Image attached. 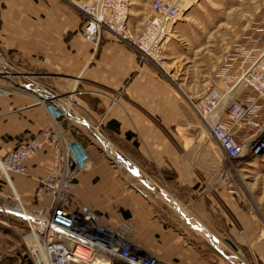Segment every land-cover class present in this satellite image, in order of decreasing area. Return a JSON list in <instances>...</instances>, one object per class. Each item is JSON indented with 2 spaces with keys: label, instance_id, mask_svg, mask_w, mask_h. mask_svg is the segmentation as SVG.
Returning a JSON list of instances; mask_svg holds the SVG:
<instances>
[{
  "label": "crops",
  "instance_id": "obj_1",
  "mask_svg": "<svg viewBox=\"0 0 264 264\" xmlns=\"http://www.w3.org/2000/svg\"><path fill=\"white\" fill-rule=\"evenodd\" d=\"M81 7L80 0H0V155L53 127L62 142L76 140L91 153L93 167L73 183L77 203L90 206L113 227L127 223L134 246L159 264H223L183 224L181 217L197 232L210 233L207 226L190 223L178 195L160 186V196L140 187L128 169L141 171L138 180H146L151 190L161 179L191 190L185 199L197 209L214 210V198L195 190L198 149L184 143L182 125L190 112L186 101L110 33L103 32L98 43L84 39ZM5 65L13 77L3 75ZM33 82L56 95L81 89V96L68 100L77 103L74 112L81 116L72 113L71 102L60 99L72 121L54 119L39 103V93L26 87ZM75 123L104 136L133 177L114 164L93 136L73 132ZM55 162L47 148L29 161L27 175L13 176L27 204L34 201L37 178L48 175ZM114 264L126 263L117 259Z\"/></svg>",
  "mask_w": 264,
  "mask_h": 264
},
{
  "label": "built area",
  "instance_id": "obj_2",
  "mask_svg": "<svg viewBox=\"0 0 264 264\" xmlns=\"http://www.w3.org/2000/svg\"><path fill=\"white\" fill-rule=\"evenodd\" d=\"M131 5V0H90L80 8L85 18L82 36L90 43H98L102 33L108 32L118 42L132 48L140 60L154 64L162 59L182 9L178 4L154 0L151 13L135 39L130 26ZM227 61L232 65L236 59L230 54ZM241 68L239 76L225 77L224 93L213 89L193 104L229 160L245 157L253 136L264 131V46L258 52L246 53ZM3 75L13 77L15 74L5 65ZM26 87L39 93V103L47 107L54 119L72 121L59 95L48 88L35 87L34 82ZM2 94L0 89V96ZM235 126H244L255 133L240 139ZM57 133L50 127L0 157V214L27 225L29 233L24 240L33 263L97 264L96 257L101 256L111 264L116 259L126 264H159L157 259L134 246L127 223L113 227L104 223L90 206L75 201L73 183L93 167L91 153L76 140L62 142ZM47 148L56 157L54 168L48 175L37 178L34 202L27 204L17 192L13 176L27 175L29 161Z\"/></svg>",
  "mask_w": 264,
  "mask_h": 264
},
{
  "label": "rangeland",
  "instance_id": "obj_3",
  "mask_svg": "<svg viewBox=\"0 0 264 264\" xmlns=\"http://www.w3.org/2000/svg\"><path fill=\"white\" fill-rule=\"evenodd\" d=\"M80 1L83 6L90 0ZM153 1L131 0L130 26L135 39L151 13ZM165 1L178 4L182 9L173 37L160 61L154 64L141 61L152 67L160 77L169 80L172 88L188 105L189 119L182 125V132L187 149L193 146L198 149V180L195 190L198 194L214 198V210L207 212L205 208L197 209L189 199H185L191 190H179L161 179L157 185L151 183L156 189H149L137 177L130 175L124 161L114 160L97 133L95 136L76 123L73 132H79L84 137L93 136L104 146L109 158L115 161L114 164L122 166L123 173L133 177L140 187L158 196L160 191L157 186L174 191L180 198L190 223L198 227L200 224L207 226L219 241L221 250L214 247L209 233L201 229L197 232L180 216L183 224L192 235L202 240L207 249L219 256L221 263L243 264L244 261L247 264H264V131L253 136L254 130L235 126L237 137L253 138L245 157L229 160L212 138L210 127L193 107V104H197L213 89L224 93L225 77L239 76L246 53L251 50L258 52L264 46V0ZM230 54L236 59L232 65L227 61ZM79 91L82 90L77 89L76 93ZM76 93H59V97L68 101ZM71 108L73 113L78 110L74 105ZM255 152H262L263 155L257 157L253 155ZM28 233L26 224L0 214V264H34L24 240Z\"/></svg>",
  "mask_w": 264,
  "mask_h": 264
},
{
  "label": "bare ground",
  "instance_id": "obj_4",
  "mask_svg": "<svg viewBox=\"0 0 264 264\" xmlns=\"http://www.w3.org/2000/svg\"><path fill=\"white\" fill-rule=\"evenodd\" d=\"M96 133H98V132H96ZM99 135V138L103 141V143H104V145H105V147L109 150L108 152H109V154H111V156L116 160V161H120L121 160V158L119 157V155L116 153V151L113 149V147L111 146V144L106 140V138L104 137V136H102V135H100V134H98ZM263 142H264V140H263ZM253 155H257V157H261L262 155H263V153L262 152H260V153H257V152H255ZM2 155H0V157H1ZM4 156V155H3ZM128 169H130L131 170V168H128ZM131 173L134 175V176H137V177H139V178H143L142 177V172L141 171H139L138 169H133V170H131ZM144 183H146L147 184V181L146 180H144L143 181ZM16 187V186H15ZM16 190H17V188H16ZM36 190V189H35ZM17 192L19 193V191L17 190ZM20 194V193H19ZM21 195V194H20ZM22 196V195H21ZM173 204L179 209V210H181V205H179L177 202H174L173 201ZM36 219V218H35ZM204 232H206L207 233V231H205L204 229H202ZM208 234V233H207ZM209 236H210V240L212 241V244L214 245V247H217L218 249H220V245H219V241L218 240H216L215 239V237L211 234V233H209ZM214 240V241H213ZM96 261H99V262H97V264H108V263H110V260L109 259H106V258H104V257H101V256H99V257H96Z\"/></svg>",
  "mask_w": 264,
  "mask_h": 264
}]
</instances>
